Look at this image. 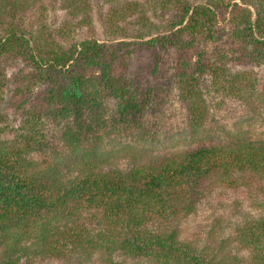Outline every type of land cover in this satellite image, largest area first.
I'll use <instances>...</instances> for the list:
<instances>
[{
	"label": "trees",
	"instance_id": "obj_1",
	"mask_svg": "<svg viewBox=\"0 0 264 264\" xmlns=\"http://www.w3.org/2000/svg\"><path fill=\"white\" fill-rule=\"evenodd\" d=\"M58 1L71 17L90 20L88 0ZM157 4L160 22L149 24L152 32L131 42H101L77 38V28L55 36L25 20L35 0H0V63L20 62L25 70L23 86L14 89L24 96L19 107L42 85L41 102L50 107L43 114L24 109L16 129L0 126V264H264V138L237 127L215 141L204 128L224 99L264 125V82H258L264 0ZM117 13L108 21L113 32ZM135 48L151 55L156 86L129 76ZM172 89L187 113L194 148L157 157L130 145L104 149L109 136L138 134L148 110ZM107 102L109 120L101 118ZM48 125L58 128L69 158L55 148L58 162L31 157ZM14 130L20 132L8 140ZM228 192L244 194L263 214L240 212L230 228L214 218L210 228L185 236L183 224L199 204Z\"/></svg>",
	"mask_w": 264,
	"mask_h": 264
},
{
	"label": "rangeland",
	"instance_id": "obj_2",
	"mask_svg": "<svg viewBox=\"0 0 264 264\" xmlns=\"http://www.w3.org/2000/svg\"><path fill=\"white\" fill-rule=\"evenodd\" d=\"M58 2V0H35V8L27 12L25 20H28L27 18L29 17V19L35 21V24L45 27L47 31H50L55 36L58 29H64L69 33L73 32V29L75 31V28H77V38H95L101 42H131L133 40L132 36L137 35L139 32H152L153 30L149 31V24H159L160 22L158 19V16H160L158 14V0H88L86 8L90 15V20H87L86 15L82 16V14H79L76 18L71 17V14H68L64 8L61 9L59 7ZM114 10L118 12L116 18L111 20L113 26H118L115 32L110 29L108 22ZM81 19L84 20L81 21ZM75 23H79L78 26ZM113 28L115 29V27ZM120 28H123V31H120ZM130 54L127 60L129 76H141L142 80L145 83L147 82V87H150L151 84L156 86L157 82L160 81V76H158L159 73L156 70L155 75L151 72V55L149 53L143 54L136 48ZM189 54L190 57H193L195 52ZM162 66L164 65L161 64L160 67ZM258 72V82L261 84L264 82V69H260ZM24 74L25 70H23V64L20 62L8 61L7 63H0V96L2 98L0 100V110L3 114V118L0 119V126L13 129L18 128L24 116L23 110L29 106L38 108L42 114L50 110L47 104L41 102L46 85L37 86L33 92L34 95H28L26 97V104L19 107L24 96L18 95V92L16 94L14 89L23 86L25 82V79L22 81ZM158 95L161 94L156 95V101H158ZM218 100L219 98H215L214 102ZM161 102V104H156L148 110L145 123L138 134L109 136L103 140L102 146H104V149L109 151L124 145H130L143 149L144 153L147 154L146 156L157 157L184 151L189 146L194 148L196 143L192 141V138L195 136L188 127L187 113L183 104L177 100L175 91L172 89L170 96L163 95ZM111 109V103H105L104 109L101 112V118L111 119ZM249 116L246 108L240 103L224 99L220 107L211 108V114L204 124L205 133L208 132L209 135H212L215 141H221L226 131L235 130L238 127L241 130H250L249 135L251 137L253 135V138H264V125L252 121ZM17 131L19 130L7 133L8 140L13 139V134L15 132L17 134ZM58 133V128L48 125L44 131V138L41 139L40 149L32 153L31 157L37 160V162L43 160L58 162L59 157L57 156L58 159L53 157L54 155L51 150V148H55L60 151L61 155H64L65 159L69 158L68 149L64 148ZM205 133L202 132V136L206 135ZM217 194L212 193L203 200L197 208V214L188 217L183 224L185 236H189L191 232L198 230L199 227L204 229L210 228L211 224L214 223V218H222L224 220L222 222L224 228H230L231 223L238 222L242 218V212H250L251 216L255 217L263 214L262 211L251 207L248 204L247 197L240 192H228L225 196H218ZM233 202H238V206H232ZM227 234L229 232L225 233V235ZM34 264H74V262L37 260Z\"/></svg>",
	"mask_w": 264,
	"mask_h": 264
}]
</instances>
